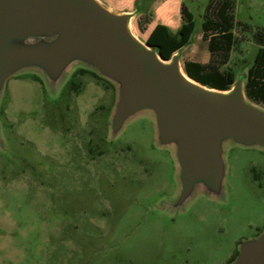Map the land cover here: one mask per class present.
Segmentation results:
<instances>
[{
    "label": "rangeland",
    "instance_id": "374dc122",
    "mask_svg": "<svg viewBox=\"0 0 264 264\" xmlns=\"http://www.w3.org/2000/svg\"><path fill=\"white\" fill-rule=\"evenodd\" d=\"M133 8L132 33L154 18ZM194 16L181 52L232 72L234 81L264 48V0H235L234 45L208 54L201 23L210 0H180ZM143 5V6H142ZM212 59V60H210ZM243 92L248 102L264 104ZM231 85L230 89L232 88ZM229 89V90H230ZM228 90V91H229ZM116 89L82 65L52 89L34 70L9 78L0 96V264H229L264 229V150L228 143L218 197L197 190L179 209L177 165L141 112L110 136Z\"/></svg>",
    "mask_w": 264,
    "mask_h": 264
},
{
    "label": "water",
    "instance_id": "95a60500",
    "mask_svg": "<svg viewBox=\"0 0 264 264\" xmlns=\"http://www.w3.org/2000/svg\"><path fill=\"white\" fill-rule=\"evenodd\" d=\"M131 17L98 0H0V96L22 71L39 72L55 89L72 66L82 65L116 89L111 138L134 115L152 114L157 144L172 148L177 165L171 209L197 190L218 197L225 145L264 150V110L246 100L242 75L229 91L190 79L180 67L182 49L163 60L134 36ZM230 264H264V229L239 244Z\"/></svg>",
    "mask_w": 264,
    "mask_h": 264
},
{
    "label": "trees",
    "instance_id": "16d2710c",
    "mask_svg": "<svg viewBox=\"0 0 264 264\" xmlns=\"http://www.w3.org/2000/svg\"><path fill=\"white\" fill-rule=\"evenodd\" d=\"M235 0H210L203 21L201 23L202 37L208 42L210 58L215 54L227 56L231 51L235 37L233 33L235 22L233 7ZM183 23L175 32H171L165 25L157 24L148 35L145 42L156 49L163 60H169L179 50L191 43L195 22L192 13L184 6L181 8ZM149 23V19L146 24ZM140 31L144 27L139 24ZM256 42L264 46V42L257 38ZM212 60V59H210ZM186 75L193 81L219 91H228L234 83L232 72H222L217 67L197 62L187 61L184 63ZM246 94L255 101L264 104V48H259L253 65L249 69V81L246 84ZM237 251L232 256L229 264L234 260Z\"/></svg>",
    "mask_w": 264,
    "mask_h": 264
},
{
    "label": "crops",
    "instance_id": "0c3cea01",
    "mask_svg": "<svg viewBox=\"0 0 264 264\" xmlns=\"http://www.w3.org/2000/svg\"><path fill=\"white\" fill-rule=\"evenodd\" d=\"M98 1L114 12L131 14L132 15L130 19L131 28L133 26L132 25L133 20H135L136 17L139 16L138 14L135 13L136 10L134 11L133 8L136 6V3L140 5L145 3V0H98ZM152 5L154 7L155 16L154 18L149 20L146 30L142 32L145 40L147 39L148 35L157 24L165 25L170 29L171 32L175 33L183 23V19L181 15L182 6H184L188 10V8L180 0H163L161 2H153ZM207 46H208V42H207ZM208 54L210 55L209 51ZM181 61L182 60H180L179 58L180 67H182ZM187 61L197 62L203 65L207 64L194 59H186L183 60V69H184V63Z\"/></svg>",
    "mask_w": 264,
    "mask_h": 264
},
{
    "label": "flooded vegetation",
    "instance_id": "af4514ba",
    "mask_svg": "<svg viewBox=\"0 0 264 264\" xmlns=\"http://www.w3.org/2000/svg\"><path fill=\"white\" fill-rule=\"evenodd\" d=\"M243 76V79L245 78V80H246V83H245V86H246V84L248 83V81H249V71L244 75H242ZM244 81V80H243Z\"/></svg>",
    "mask_w": 264,
    "mask_h": 264
},
{
    "label": "bare ground",
    "instance_id": "6f19581e",
    "mask_svg": "<svg viewBox=\"0 0 264 264\" xmlns=\"http://www.w3.org/2000/svg\"><path fill=\"white\" fill-rule=\"evenodd\" d=\"M183 72V71H182ZM184 73V72H183Z\"/></svg>",
    "mask_w": 264,
    "mask_h": 264
}]
</instances>
